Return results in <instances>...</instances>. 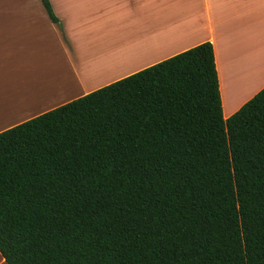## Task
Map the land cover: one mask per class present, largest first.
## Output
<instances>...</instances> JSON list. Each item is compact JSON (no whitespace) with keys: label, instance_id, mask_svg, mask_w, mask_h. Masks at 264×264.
Segmentation results:
<instances>
[{"label":"trees","instance_id":"obj_1","mask_svg":"<svg viewBox=\"0 0 264 264\" xmlns=\"http://www.w3.org/2000/svg\"><path fill=\"white\" fill-rule=\"evenodd\" d=\"M0 253L264 264V87L224 118L206 41L1 131Z\"/></svg>","mask_w":264,"mask_h":264},{"label":"crops","instance_id":"obj_2","mask_svg":"<svg viewBox=\"0 0 264 264\" xmlns=\"http://www.w3.org/2000/svg\"><path fill=\"white\" fill-rule=\"evenodd\" d=\"M49 1L0 0V132L206 41L224 118L264 87V0Z\"/></svg>","mask_w":264,"mask_h":264}]
</instances>
